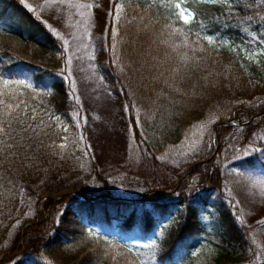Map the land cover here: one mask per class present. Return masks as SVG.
Segmentation results:
<instances>
[{
    "label": "trees",
    "instance_id": "trees-1",
    "mask_svg": "<svg viewBox=\"0 0 264 264\" xmlns=\"http://www.w3.org/2000/svg\"><path fill=\"white\" fill-rule=\"evenodd\" d=\"M122 2V18L109 16L100 68L125 108L134 139L178 148L212 136L216 149L212 146L180 184L177 199L162 202L146 195L128 201L110 195L95 173L94 184L91 176L59 177L67 166L56 162L48 145L45 118L27 119L33 127L43 121L38 134L13 123L6 144L0 143V239L22 219L16 202L28 191L38 204L46 200L63 208L51 228L44 230L36 218L20 223V229L34 224L15 234L11 251L19 259L14 264H141L126 244L132 242H156L155 264L192 263L203 243L217 254L208 264H241L253 244L223 193L220 160L230 147L248 145L252 151L234 166L264 169L263 71L241 51L264 48V0H232L230 6L185 0L196 19L172 28L187 33L189 46L179 49L188 53L187 65L162 42L184 44L181 31L164 29L170 13L149 8L147 0ZM204 35L218 43L208 45ZM62 50V42L19 0H0V71L9 77L28 74L34 85L0 81L6 102L22 99L53 116L69 117L76 102L57 73L55 57Z\"/></svg>",
    "mask_w": 264,
    "mask_h": 264
},
{
    "label": "rangeland",
    "instance_id": "rangeland-1",
    "mask_svg": "<svg viewBox=\"0 0 264 264\" xmlns=\"http://www.w3.org/2000/svg\"><path fill=\"white\" fill-rule=\"evenodd\" d=\"M82 2L94 4L92 9L86 10L91 13L90 18H84L88 23L68 27V13L63 7L58 12L55 7L42 8L44 0H27L29 5L36 8L35 13L31 12L46 27L51 25L61 34L58 36L47 27L63 44L62 52L55 57L60 63L56 66L57 73L76 102L75 110L69 117L53 116L48 111L44 112L43 107L37 103H29L30 115L31 109H35L37 117L46 120L51 137L48 145L53 149L56 162L67 166L64 171L58 172V176L68 180L70 176H91L90 181L94 184L95 173L107 184L110 195L128 201H136L146 195H152L162 202L177 199L180 184L188 178L185 175L193 165L208 157L212 146L216 149V142L212 136H207L186 147L159 148L150 143L144 145L134 139L125 108L113 93L114 86L107 83L100 68L105 59V32L112 0ZM71 12L75 13V9ZM71 19L77 21L81 17L73 14ZM64 40L69 43L65 44ZM223 42L226 41H220V44L230 47L228 42ZM261 49L264 48L246 51L259 52ZM257 59L260 61L257 64L262 66L264 78V56ZM10 79L30 88L34 86L28 74L9 77L0 71V81ZM261 127H264V120L261 121ZM62 143L66 144L65 148L57 147ZM251 151L248 145L233 146L223 155L220 160L223 193L238 221L247 227L253 244V252H248L246 260L241 264H264V169L251 171L234 166V162L248 156ZM49 203L42 200L38 204L34 194L21 192L15 210H20L22 219L13 222L5 237L0 239V264H14L19 259L18 252L11 251L15 234L18 231L22 234L26 226L34 224L28 223L20 229V223L25 218L38 219L44 230L58 223L63 207L50 206ZM126 244L136 252L141 264H155L156 242ZM194 256V261L186 264H208L217 254L208 243H203L194 252Z\"/></svg>",
    "mask_w": 264,
    "mask_h": 264
},
{
    "label": "snow or ice",
    "instance_id": "snow-or-ice-1",
    "mask_svg": "<svg viewBox=\"0 0 264 264\" xmlns=\"http://www.w3.org/2000/svg\"><path fill=\"white\" fill-rule=\"evenodd\" d=\"M210 2H219L223 3L226 6H230L232 0H210ZM21 3L25 4V6L29 9V11L36 12V8H34L32 5H29L27 3V0H21ZM148 7L149 8H157L158 10L163 9L165 12L170 13V15L165 16L164 18L166 20H169L170 23H167L164 25V29L172 28V25L176 22L182 21L184 26L190 25L195 19L196 14L190 10L187 6H182L185 4V0H147ZM43 7H55L56 10L59 12L60 8L63 7L66 12L68 13V21L69 23L66 25L68 27H77L81 23H88L87 19H84L85 17L90 18L91 13L86 10H90L94 7L93 3H85L82 2V0H44ZM75 9V13H72L71 10ZM125 6L122 0H113V11L109 13V15L113 16V19L115 21H119L122 18V15L124 13ZM77 15L81 17V20L72 21L71 17L72 15ZM141 19H143L141 17ZM47 25V22H44ZM47 27L54 33H56L58 36L61 34L56 31V29L52 28L51 25H47ZM173 33L176 31H181V33L185 36L184 44H175L172 43L170 40H163L162 42L165 44H169L170 47H172L173 51L177 52V55L179 56L180 61L182 64L187 65L189 61V56L187 52L180 53L179 49L188 47V39H187V33L183 32L182 29H176L172 28ZM118 33L114 32L113 35H116ZM163 34V33H162ZM199 36V34H197ZM203 40L207 41V44L210 46H214L216 41L215 38L210 35H204L202 37ZM65 44H68L69 42L67 40H64ZM227 43V42H223ZM196 49H193L195 51ZM199 50L203 51V47H201ZM232 51H236L235 48H232ZM244 52V58L259 63V59L257 57L264 56V49H261L259 52H251L248 53L246 50H241ZM70 62V61H69ZM243 67V65H241ZM5 85L8 84V81L4 82ZM22 83V82H20ZM74 83V82H73ZM15 99V97H13ZM30 106L25 103L22 99L18 100L16 103H9L6 102L4 99V93L0 92V143H5L6 141L3 139L5 136L8 135V129L12 126L13 123H17L20 125H24V130L27 132L29 129L33 131L34 133H37V130L43 125V121L41 120L39 124H37L35 127H33L31 124L27 123V119L30 120H37L36 110L31 109V115H29ZM77 115H80L77 113ZM26 118V119H25ZM66 132L67 129H64ZM57 147L63 149L66 147V144H60L57 145ZM115 259V257H113Z\"/></svg>",
    "mask_w": 264,
    "mask_h": 264
},
{
    "label": "water",
    "instance_id": "water-1",
    "mask_svg": "<svg viewBox=\"0 0 264 264\" xmlns=\"http://www.w3.org/2000/svg\"><path fill=\"white\" fill-rule=\"evenodd\" d=\"M194 167H195V166H192L191 169H190V171H189L187 174L191 173V172L194 170ZM187 174H186V175H187Z\"/></svg>",
    "mask_w": 264,
    "mask_h": 264
}]
</instances>
